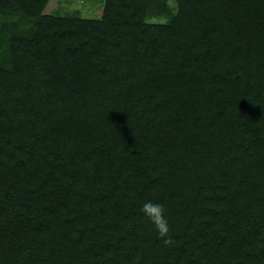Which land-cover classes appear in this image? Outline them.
I'll use <instances>...</instances> for the list:
<instances>
[{
	"label": "trees",
	"instance_id": "16d2710c",
	"mask_svg": "<svg viewBox=\"0 0 264 264\" xmlns=\"http://www.w3.org/2000/svg\"><path fill=\"white\" fill-rule=\"evenodd\" d=\"M49 2L0 0V264H264V0Z\"/></svg>",
	"mask_w": 264,
	"mask_h": 264
},
{
	"label": "rangeland",
	"instance_id": "374dc122",
	"mask_svg": "<svg viewBox=\"0 0 264 264\" xmlns=\"http://www.w3.org/2000/svg\"><path fill=\"white\" fill-rule=\"evenodd\" d=\"M171 6L176 7L174 3ZM103 0H50L47 12L57 15H75L83 18H98L102 15ZM167 16L151 15V22H166Z\"/></svg>",
	"mask_w": 264,
	"mask_h": 264
},
{
	"label": "clouds",
	"instance_id": "9594fccd",
	"mask_svg": "<svg viewBox=\"0 0 264 264\" xmlns=\"http://www.w3.org/2000/svg\"><path fill=\"white\" fill-rule=\"evenodd\" d=\"M141 211L155 225L161 236H165L168 233L169 225L163 204L148 200L142 204Z\"/></svg>",
	"mask_w": 264,
	"mask_h": 264
}]
</instances>
